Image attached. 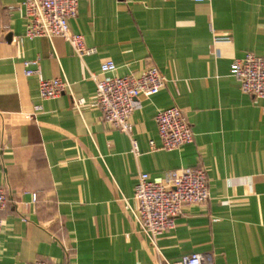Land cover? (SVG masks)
Here are the masks:
<instances>
[{"label": "crops", "instance_id": "crops-1", "mask_svg": "<svg viewBox=\"0 0 264 264\" xmlns=\"http://www.w3.org/2000/svg\"><path fill=\"white\" fill-rule=\"evenodd\" d=\"M24 1L0 0V264H154L121 200L136 209L140 174L197 167L209 200L183 207L157 240L161 255L264 264V98L243 94L230 75L246 54L264 58V0H78L69 30L95 50L82 60L59 37L24 36ZM35 60L44 79H64L70 91L41 100L37 77L23 73ZM106 60L118 77L154 66L165 79L134 101L137 157L98 109L73 106L93 98L90 74ZM172 107L193 141L165 151L154 118Z\"/></svg>", "mask_w": 264, "mask_h": 264}, {"label": "built area", "instance_id": "built-area-1", "mask_svg": "<svg viewBox=\"0 0 264 264\" xmlns=\"http://www.w3.org/2000/svg\"><path fill=\"white\" fill-rule=\"evenodd\" d=\"M195 3L209 0H192ZM26 18V38L59 37L72 48L75 56L82 60L93 55L94 49L86 48L80 35L72 34L68 21L77 16L78 0H25L22 4ZM25 77L36 76L41 100L55 99L70 91V84L64 79L46 80L42 77L38 60L24 63ZM116 66L106 60L100 64L97 74H90L95 85V94L90 100L73 99V106L80 111L85 106L101 112L103 121L115 131L127 136L131 153L139 156L136 140L133 138L130 118L134 111V101L139 96L149 98L156 95L164 86L165 79L154 66L139 75L115 76ZM230 75L239 83L243 94L255 99L264 98V58L246 54L235 60L230 67ZM161 148L175 151L191 144L193 133L185 115L175 107L159 111L155 118ZM150 147L154 149L153 142ZM210 194L206 171L202 167L172 170L164 177L150 178L140 174L134 187L132 199L137 207L133 210L126 199H122V209L129 213L138 227L155 249L154 264H213L210 254H192L177 262L166 260L157 248V240L166 230L174 227L176 217L186 205H200L209 200ZM36 201V197H33ZM7 198L0 188V212L6 206ZM2 220L0 218V229ZM32 264H50L37 261Z\"/></svg>", "mask_w": 264, "mask_h": 264}]
</instances>
